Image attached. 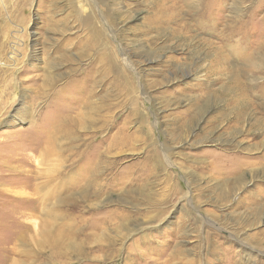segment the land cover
I'll return each mask as SVG.
<instances>
[{
	"label": "rangeland",
	"instance_id": "374dc122",
	"mask_svg": "<svg viewBox=\"0 0 264 264\" xmlns=\"http://www.w3.org/2000/svg\"><path fill=\"white\" fill-rule=\"evenodd\" d=\"M0 264H264V0H0Z\"/></svg>",
	"mask_w": 264,
	"mask_h": 264
}]
</instances>
